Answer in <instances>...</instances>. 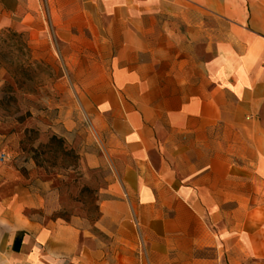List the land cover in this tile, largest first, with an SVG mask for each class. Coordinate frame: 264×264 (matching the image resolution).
<instances>
[{"label": "crops", "instance_id": "1", "mask_svg": "<svg viewBox=\"0 0 264 264\" xmlns=\"http://www.w3.org/2000/svg\"><path fill=\"white\" fill-rule=\"evenodd\" d=\"M7 27L34 58L63 43L91 69L97 127L128 159L103 190L107 239L47 218L37 190H0V264H142L136 229L148 264L223 247L264 264V0H0Z\"/></svg>", "mask_w": 264, "mask_h": 264}, {"label": "rangeland", "instance_id": "2", "mask_svg": "<svg viewBox=\"0 0 264 264\" xmlns=\"http://www.w3.org/2000/svg\"><path fill=\"white\" fill-rule=\"evenodd\" d=\"M58 47L59 53L34 58L22 33L0 31V190H37L47 199V218L72 221L107 239L95 226L101 202L111 197L103 190L117 176L113 159L128 155L107 129L97 127L106 118L95 111L109 101L95 94L94 85L80 82L91 69L76 68L65 58L67 44ZM135 232L138 255L148 264L147 231ZM214 252L217 264H229L225 247Z\"/></svg>", "mask_w": 264, "mask_h": 264}, {"label": "trees", "instance_id": "3", "mask_svg": "<svg viewBox=\"0 0 264 264\" xmlns=\"http://www.w3.org/2000/svg\"><path fill=\"white\" fill-rule=\"evenodd\" d=\"M4 29H7V30H9V29H10V30H11V28H9V27H7V28H4ZM12 30H13V29H12ZM13 31H14V30H13Z\"/></svg>", "mask_w": 264, "mask_h": 264}]
</instances>
